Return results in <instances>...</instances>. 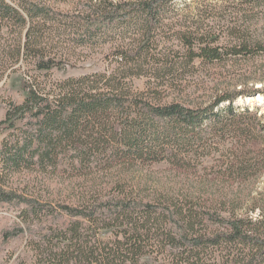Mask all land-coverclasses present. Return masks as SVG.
Returning a JSON list of instances; mask_svg holds the SVG:
<instances>
[{
  "label": "trees",
  "instance_id": "16d2710c",
  "mask_svg": "<svg viewBox=\"0 0 264 264\" xmlns=\"http://www.w3.org/2000/svg\"><path fill=\"white\" fill-rule=\"evenodd\" d=\"M60 1L0 0V53L51 71L56 45L105 38L120 64L19 83L24 100L0 121V254L22 239L24 264H264V188L241 189L264 172V115L235 104L264 95V0H74L72 15ZM226 65H248V87L220 73L196 96L189 75ZM161 162L184 176L134 177ZM70 168L92 177L47 187Z\"/></svg>",
  "mask_w": 264,
  "mask_h": 264
},
{
  "label": "rangeland",
  "instance_id": "374dc122",
  "mask_svg": "<svg viewBox=\"0 0 264 264\" xmlns=\"http://www.w3.org/2000/svg\"><path fill=\"white\" fill-rule=\"evenodd\" d=\"M12 1V0H10ZM73 1H60L61 7L69 9V14L72 15V9H73ZM203 1V0H201ZM208 3H218L219 5L222 2H225L227 0H205ZM17 6H19V3H15ZM17 29V28H16ZM20 31V29H17ZM18 33H6L4 36L7 38L6 41L3 43L8 44L12 48L15 47V44H19L21 41L22 36L20 37L17 35ZM107 40V39H106ZM100 39V41L97 44H94L93 46H77L73 42H65L63 44L56 45V51L53 53V61L56 63L55 67L51 71H39L35 67L34 63L30 58L24 54L22 58L19 61H13L11 62L10 56L8 58L3 54L0 53V72L2 73L1 80H0V121H2L5 118L7 108L9 106L10 101H17L19 103L23 102L24 100V90L21 88L19 83H21L23 80H27L29 83L34 81L36 78L38 81H41L44 83V85H47L48 89L52 87V85L55 83V81H63L65 79L69 78H76L81 77L85 75H92L95 73H106L110 75V73H113L117 67L119 66V62L117 61V50L119 49L120 42L117 40H107ZM2 54V55H1ZM198 66L200 64L198 63ZM230 70V71H229ZM248 65L245 68H242L241 66H234L231 67L225 66L222 67L219 70L211 69L209 66H201L199 69L197 68V72L195 75H189V78L191 81L196 82V86L194 87L193 91L196 92V96L202 95L204 91H199L198 87H201L202 82L210 81V80H216L219 78L220 73L222 76L228 77L230 80V76L233 74L237 80L230 81V88H234L233 84L239 81H242V85L244 81H246V86L248 87V79H243L240 74L248 73ZM208 75H206L207 73ZM224 74V75H223ZM237 74V75H236ZM239 74V75H238ZM215 77V78H214ZM217 77V78H216ZM248 78V75L246 76ZM18 83V84H17ZM211 83V82H210ZM240 84V82H239ZM134 90L135 91H143L146 89V79L142 78H136L134 80ZM199 85V86H198ZM241 85V84H240ZM251 85V84H249ZM261 84H258L257 86L260 87ZM241 86H238L237 88H240ZM262 96L261 98H258ZM236 105L240 106L241 108L250 107L252 111H256L258 109L259 115H264V95L262 94H256L254 96H240L236 102ZM6 125L1 126V134H0V142L3 140V138L8 133V130L5 128ZM219 154H214L212 158L205 160V167L212 166V164L219 166L220 162H222V159H219ZM218 158V160H217ZM214 159V160H213ZM216 159V160H215ZM211 168V167H210ZM116 170V169H114ZM210 170V169H209ZM69 172H74L75 178L71 177ZM70 169H64L59 170V174L57 176L50 179L48 181V186L51 190H54L56 193H64L62 190L61 182H70V179L72 181L76 182H83L84 178L92 177L89 175L86 171H80L77 172ZM204 175H206V171H204ZM142 173L147 174L151 173L154 174L153 180L151 183L155 186L160 185H172L175 184L176 181L174 180L175 174H177L179 178H182L184 176L183 171L174 169L170 167L165 162L161 163H153L152 165H147L142 168H135V172L133 173L134 177L138 176L139 178H142ZM103 173H98L95 176H101ZM93 175V177H95ZM182 176V177H181ZM30 177V175H28ZM211 177V175H210ZM32 179V176L30 177ZM176 180V179H175ZM174 182V183H172ZM178 182V181H177ZM250 186V187H248ZM241 189L246 194L248 193V190L251 188H255L256 190H261L264 188V172L255 179L251 181H243L241 184ZM246 206L248 207V201L246 202ZM3 225H6V222H4ZM1 230V225H0ZM25 246V241L21 240H15L11 243L9 249L4 251L2 254H0V264H24L26 258L19 257V253ZM31 250H28L26 252L27 256H31ZM17 260L15 263L14 261Z\"/></svg>",
  "mask_w": 264,
  "mask_h": 264
},
{
  "label": "bare ground",
  "instance_id": "6f19581e",
  "mask_svg": "<svg viewBox=\"0 0 264 264\" xmlns=\"http://www.w3.org/2000/svg\"><path fill=\"white\" fill-rule=\"evenodd\" d=\"M261 97H262V96H260V95H259V97H258V98H261Z\"/></svg>",
  "mask_w": 264,
  "mask_h": 264
}]
</instances>
